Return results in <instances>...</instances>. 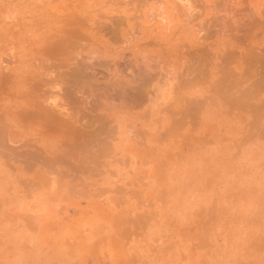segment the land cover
I'll return each mask as SVG.
<instances>
[{"label": "bare ground", "instance_id": "bare-ground-1", "mask_svg": "<svg viewBox=\"0 0 264 264\" xmlns=\"http://www.w3.org/2000/svg\"><path fill=\"white\" fill-rule=\"evenodd\" d=\"M46 2L0 7V184H136L224 89L264 114V0Z\"/></svg>", "mask_w": 264, "mask_h": 264}, {"label": "rangeland", "instance_id": "rangeland-1", "mask_svg": "<svg viewBox=\"0 0 264 264\" xmlns=\"http://www.w3.org/2000/svg\"><path fill=\"white\" fill-rule=\"evenodd\" d=\"M25 1L0 7L47 6ZM242 89L149 184H0V264H264V114Z\"/></svg>", "mask_w": 264, "mask_h": 264}]
</instances>
